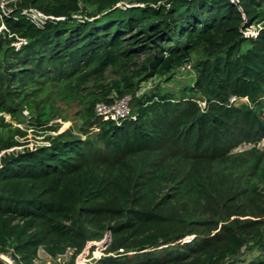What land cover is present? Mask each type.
I'll return each mask as SVG.
<instances>
[{"label":"trees","instance_id":"trees-1","mask_svg":"<svg viewBox=\"0 0 264 264\" xmlns=\"http://www.w3.org/2000/svg\"><path fill=\"white\" fill-rule=\"evenodd\" d=\"M11 8L0 17V253L36 264L40 250L71 252L61 264H76L110 235L88 264H264V0ZM183 66L191 84L143 90ZM123 96L126 119L96 115ZM58 100L82 107V123L61 131ZM25 112L46 144L21 141L12 120Z\"/></svg>","mask_w":264,"mask_h":264},{"label":"rangeland","instance_id":"rangeland-1","mask_svg":"<svg viewBox=\"0 0 264 264\" xmlns=\"http://www.w3.org/2000/svg\"><path fill=\"white\" fill-rule=\"evenodd\" d=\"M254 31V29H252ZM168 77L165 76H159L153 79L146 88L143 90H149L151 87L159 84L161 87L166 91H178L183 86L189 85L193 81V74L188 68L179 69L176 71V74L174 77L168 81ZM142 90V91H143ZM242 102V101H240ZM57 106L61 108L63 111L60 116L57 117V121L59 125L61 126V131L64 129L69 128L71 125H77L82 123L81 116H77L76 114L80 113L81 110L83 111V108L78 105H73L71 108H67L66 105L61 103L59 100L57 101ZM56 106V107H57ZM7 119L11 121L10 116H7ZM22 122L12 120V123L16 127L22 128L26 133L27 136L23 138L21 141L26 142L29 146H39L42 144H46V137L48 136L47 132L45 131H38L35 128L31 127L29 124L30 116L27 112L24 113L23 117L21 118ZM54 135H57L56 133H52ZM254 148L252 145H244L238 149L235 150V153H245L249 152ZM259 150L261 152H264V140L259 144L258 146ZM110 235H108L104 241L96 243L97 248L95 249V252H93V255L90 257V246L89 248L76 259V264H88L92 262L94 259H99L103 256L104 250L107 248L109 242H110ZM72 253L68 252L66 255L58 257V258H52L51 256L47 255L43 250H40L38 259L36 261V264H61L69 262L71 259Z\"/></svg>","mask_w":264,"mask_h":264},{"label":"built area","instance_id":"built-area-1","mask_svg":"<svg viewBox=\"0 0 264 264\" xmlns=\"http://www.w3.org/2000/svg\"><path fill=\"white\" fill-rule=\"evenodd\" d=\"M13 0H0V17L3 20V17L8 16L11 11V4ZM29 16L31 19L38 24L43 23L47 18L39 13H30ZM5 29V25L2 23L0 26V31ZM247 34H254V31H248ZM26 40H19L15 45L20 47L21 45L26 44ZM188 68L190 70V66H183L181 69ZM130 96H123L121 98H116L113 100V103L107 104L104 102L98 103L95 107V112L97 116L101 117H111L113 120L119 121L126 119L130 113ZM235 100V99H234ZM0 260L4 264H17L15 260H13L9 255L0 253Z\"/></svg>","mask_w":264,"mask_h":264}]
</instances>
